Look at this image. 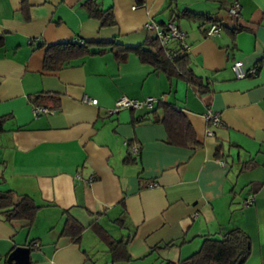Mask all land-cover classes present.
I'll return each instance as SVG.
<instances>
[{"label":"crops","instance_id":"0c3cea01","mask_svg":"<svg viewBox=\"0 0 264 264\" xmlns=\"http://www.w3.org/2000/svg\"><path fill=\"white\" fill-rule=\"evenodd\" d=\"M84 1L0 0V189L41 204L28 228L0 215V264L30 240L27 264H164L232 227L251 241L241 264H264V0H237V17L228 13L234 0H96L111 7L114 25L90 16ZM185 8L201 14H180ZM206 15L219 34L206 35ZM171 18L184 32L199 85L168 77L131 50L118 58L108 44L136 45L154 35L148 19ZM64 40L87 41L91 53L44 67L47 47ZM235 59L245 68L260 64L237 78ZM123 94L175 103L200 144L168 142L161 107L109 114ZM35 105L53 110L34 113ZM205 111L219 123L207 122ZM63 209L84 226L78 242L60 232ZM93 221L113 238L132 234L131 258L112 260Z\"/></svg>","mask_w":264,"mask_h":264},{"label":"trees","instance_id":"16d2710c","mask_svg":"<svg viewBox=\"0 0 264 264\" xmlns=\"http://www.w3.org/2000/svg\"><path fill=\"white\" fill-rule=\"evenodd\" d=\"M82 4L88 14L99 19L101 24H116L111 7L103 8L96 0H85ZM180 14L190 17L200 16L201 13L185 8L180 11ZM177 16H179V13L174 17ZM205 18L209 20L208 25L211 22H218L208 15ZM170 20H173V18ZM161 24H164V22ZM108 44L115 49L118 58H123L126 52L131 50L137 53L141 60L151 63L153 69L163 71L168 77H181L191 84H201L200 77L195 75L187 64L188 49L184 47L178 38H170L165 43H161L156 35H149L144 41L136 45H125L113 38L108 41ZM97 52L100 53L101 49ZM87 53H91L87 41H60L47 47L43 66L50 69L58 68L64 59ZM32 99L35 100L36 98ZM158 107L163 109L162 116L157 117V119L161 120L166 126L168 142L178 145L191 144L192 147L200 144L195 137L192 125L178 105L165 102L157 97L151 107L147 109L154 112ZM137 119L145 118L140 116ZM132 143L131 140L127 141L128 146ZM40 207L41 204H38L31 195L25 192L11 187L0 189V215L5 221L14 226L18 223L17 227H30ZM63 213L65 216L60 231L61 234L69 235L73 241L78 242L84 228L83 224L68 209H63ZM113 221H117L122 225V218L120 217ZM91 226L96 234L107 241L108 252L112 260L131 258L127 251V243L132 234H122L119 238H113L96 221H93ZM34 243V240L29 241V249L34 247ZM171 244L172 241L169 240L164 242L161 247H167ZM250 250L249 235L240 227H232L218 237L204 236L199 248L190 255L177 261L166 259L164 264H227L231 260L241 264L250 254ZM4 264L11 263L5 260Z\"/></svg>","mask_w":264,"mask_h":264},{"label":"built area","instance_id":"2783aa9c","mask_svg":"<svg viewBox=\"0 0 264 264\" xmlns=\"http://www.w3.org/2000/svg\"><path fill=\"white\" fill-rule=\"evenodd\" d=\"M135 6L136 5H133V7ZM239 8H240V5L237 0H234L233 2H231L228 7L229 15L231 17H237L239 14ZM144 26L146 29L150 31H154V35L158 37L161 43H165L170 38H178L183 43L184 47H188L184 40V32L179 28V26L176 24L174 20H168L164 24H160V23L155 22L153 19H148L144 23ZM220 30H221V27L218 23L211 22L206 27L205 33L207 36H211V35L219 34ZM262 60L264 61V58ZM258 66L259 65H253V66L245 68L241 60L235 59L232 62L230 67L235 77L243 78L247 75L256 73ZM156 99L157 97H154V96H147L143 99H135V98H131L123 94L114 101V106L108 110V113L111 114L122 108H134V109H138L142 107L149 108L151 107L153 101H155ZM89 102L95 103L96 99L91 98ZM52 110H53L52 108H49L43 105H35L33 107L34 113L52 112ZM203 116L207 122H210V124L219 123L218 115L213 114L210 111H205ZM205 133L210 135L212 131L210 130L209 127H206ZM129 147L133 154H137L139 152V147L137 144L132 143L131 145H129ZM251 202H252V197H248L244 200L245 205L250 204Z\"/></svg>","mask_w":264,"mask_h":264},{"label":"water","instance_id":"95a60500","mask_svg":"<svg viewBox=\"0 0 264 264\" xmlns=\"http://www.w3.org/2000/svg\"><path fill=\"white\" fill-rule=\"evenodd\" d=\"M11 264H27L29 261V247L26 245H17L6 257ZM227 264H237V262L229 261Z\"/></svg>","mask_w":264,"mask_h":264}]
</instances>
